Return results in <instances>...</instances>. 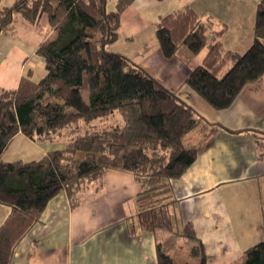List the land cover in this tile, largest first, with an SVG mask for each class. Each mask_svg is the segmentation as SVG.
I'll return each instance as SVG.
<instances>
[{
	"label": "trees",
	"instance_id": "obj_1",
	"mask_svg": "<svg viewBox=\"0 0 264 264\" xmlns=\"http://www.w3.org/2000/svg\"><path fill=\"white\" fill-rule=\"evenodd\" d=\"M132 1L117 0L115 9L107 10V0H17L0 9V34L15 14L54 33L36 51L44 61L43 77H21L15 89L0 87V204L11 209L0 227V264H10L15 247L52 198L64 192L74 208L85 186L110 169L131 173L141 186L126 221L128 234H171L156 245L157 264H205L191 225L175 228L170 182L193 164L216 127L139 65L108 50L117 40L121 12ZM155 28L167 60L181 46L192 56L207 50L185 85L215 110L230 107L244 87L264 75L263 2L253 42L242 55L224 49L189 7L163 17ZM116 113L119 117L107 122ZM195 132L202 139L192 145L189 136ZM19 133L33 141L63 140L64 148L36 162H3L2 153ZM257 144L258 157L264 158V133ZM234 264H264V241Z\"/></svg>",
	"mask_w": 264,
	"mask_h": 264
},
{
	"label": "crops",
	"instance_id": "obj_2",
	"mask_svg": "<svg viewBox=\"0 0 264 264\" xmlns=\"http://www.w3.org/2000/svg\"><path fill=\"white\" fill-rule=\"evenodd\" d=\"M16 1L0 0V9ZM108 1L111 7L106 5L107 10H114L117 0ZM261 2L264 4V0H133L121 12L117 40L108 46L110 52L143 68L205 124L216 127L193 164L170 182L175 202L169 213L175 228L191 225L203 246L205 264H234L243 252L264 241V158L258 157L257 147L264 133V75L244 87L230 107L215 110L185 85L196 67V56L181 46L172 59H165L155 27L163 17L189 7L219 37L224 49L242 55L253 42ZM53 36L45 26L36 29L15 14L0 34V87L15 89L21 77L35 81V73L43 77L44 61L36 51ZM201 139L198 132L189 136L192 145ZM64 143L59 139L33 141L19 133L1 160L36 162L48 152L63 149ZM140 191L131 173L110 169L85 186L81 203L74 208L66 194L59 193L17 244L10 264H157L156 245L171 234L157 231L130 236L126 228ZM10 212V207L0 204V227Z\"/></svg>",
	"mask_w": 264,
	"mask_h": 264
},
{
	"label": "rangeland",
	"instance_id": "obj_3",
	"mask_svg": "<svg viewBox=\"0 0 264 264\" xmlns=\"http://www.w3.org/2000/svg\"><path fill=\"white\" fill-rule=\"evenodd\" d=\"M107 7H108V8L111 7V1H108ZM185 49H186V48H185L184 46L181 47V50L184 51ZM185 51H186V50H185ZM204 54H205V50H204L203 52H201L199 55L196 56V58H195L194 61H193L194 66H197V65L200 64V61H199V60H201V58L204 56ZM41 78H42V75H38V73H35V75L33 76V79H34L35 81H38V80H40ZM116 115H117V114H115V116H116ZM115 116H113L112 118H109L107 122H111V123L114 122V120L116 119ZM105 122H106V121H105Z\"/></svg>",
	"mask_w": 264,
	"mask_h": 264
}]
</instances>
